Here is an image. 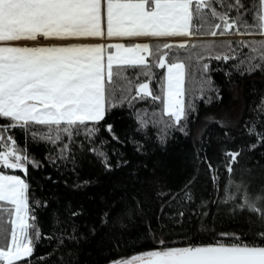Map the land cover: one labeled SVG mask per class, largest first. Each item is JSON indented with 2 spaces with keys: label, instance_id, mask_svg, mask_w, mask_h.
Instances as JSON below:
<instances>
[{
  "label": "snow or ice",
  "instance_id": "snow-or-ice-1",
  "mask_svg": "<svg viewBox=\"0 0 264 264\" xmlns=\"http://www.w3.org/2000/svg\"><path fill=\"white\" fill-rule=\"evenodd\" d=\"M228 35L249 38L215 39ZM201 36L214 39L182 38ZM156 68L164 70L162 76ZM213 70L224 74L230 99L239 96L236 78H264V0H0V264H81V246L101 229L154 241L105 264H264V165L235 167L242 156L249 158L247 151L264 146V91L254 89L259 102L254 96L253 115L239 133L248 140L234 148L226 143L236 139L231 121L206 114L197 170L179 188H169L155 166L152 176L141 178L148 165L130 167L125 152L131 145L133 153L147 155L149 143L166 149L175 133L189 136L200 104L224 101ZM141 74L142 82L130 78ZM190 75L198 78L197 91L187 87ZM154 77L159 92L150 86ZM146 97L153 107H136ZM125 107L131 123L121 136L108 117ZM213 123L220 126L223 153L216 163L207 154L211 135L207 141L203 136ZM29 140L44 146L43 159ZM85 159L98 163L105 175L129 167L131 189L125 183V191L105 200L99 221L86 224L87 231L78 222L83 208H69L67 214L54 209L45 232L39 209L49 201L32 196L30 168L51 165L59 172L71 165L76 172ZM205 163L212 194L198 199L195 185ZM221 166L227 170L223 185ZM91 183L78 180L73 187ZM213 203L218 210L231 205L233 218L243 217L238 231L209 227ZM44 239L48 251L36 253Z\"/></svg>",
  "mask_w": 264,
  "mask_h": 264
},
{
  "label": "trees",
  "instance_id": "trees-1",
  "mask_svg": "<svg viewBox=\"0 0 264 264\" xmlns=\"http://www.w3.org/2000/svg\"><path fill=\"white\" fill-rule=\"evenodd\" d=\"M249 3L250 0H245ZM231 39L240 40L249 37H240L238 35H228L225 37H215V39ZM259 38V37H257ZM206 40L214 39L211 36L190 37L189 40ZM216 61H212V67L216 65ZM158 76L163 75V69L156 68L154 70ZM211 75L214 78L215 83L221 86L224 93L223 103L214 101L211 105L205 106L200 104L197 118L190 122V135L185 137L182 134L175 133L170 140L167 148L152 143L148 144L147 155H139L133 153L131 145L125 148L127 157L132 160L130 167H136L141 162L148 165V169L141 170V178L143 176H152V168L155 166V175L161 177L169 188L176 189L181 187L186 179H188L194 172H196L197 160L195 158L196 145L200 143V131L201 126L205 122L206 114H215L217 117H223L231 121L228 125L232 129L233 134L236 136L235 141H226L228 147H236L242 140L247 141L248 137H241L239 135L242 130V125L247 117L253 115L250 111V107H254V96L256 101L259 102V96L255 93L254 89H260L264 91V78L260 75L247 76L238 79L237 88L239 90V96L230 99V87L226 82V78L221 71L213 70ZM134 82H142L144 79L143 74L139 77H130ZM187 87L190 91H197L199 89L198 78L194 75H190L186 81ZM150 86L153 91L159 92L160 82L159 79L154 77L150 80ZM119 87V85H117ZM134 94V93H133ZM155 107H160L159 101L154 102ZM136 107H153V102L150 97H146L145 100H137ZM130 109L125 107L123 110L116 109L108 117L109 120L115 123L116 131L121 136L124 135L131 123L128 112ZM151 118V112L148 113ZM264 128V125H261ZM220 126L218 124H211L209 129L203 133L204 140L207 141L209 134L211 135V144L207 146V154L212 157L213 162L223 159V153L220 151ZM16 138L21 144L24 143V136L21 130H16ZM255 140V137H252ZM225 141H221L224 143ZM29 147L36 154L38 159L44 158V146H35L29 140ZM248 159L241 157L240 163L235 165L239 170L240 165L247 163L248 165H256V161L260 162V165H264V146H258L256 149L247 151ZM113 163H115V156L112 157ZM258 167V166H257ZM16 174L24 175L23 172L15 170ZM207 165L206 163L201 165L199 172V178L195 185L196 196L199 199L201 195L208 196L212 194V182L208 175H206ZM52 173V179L46 178V173ZM129 167L114 169L111 174L105 175L101 171V166L93 160L85 159L82 162V166H79L76 172L71 171V165L67 169H63L57 172L55 169L48 165L46 168H42L37 171L34 167L30 168L28 179L30 180V192L33 197L40 198L49 201V205H45L39 209V216L43 223L45 232L49 231L48 217L54 209H59L63 214H67L66 210L71 208H83V213L79 217V224L82 231H87L86 224H91L92 221H99L100 213L103 210L105 200H111L115 196H118L121 192L125 191L123 186L127 184V188L130 190L133 181L128 177ZM239 174L238 172L236 173ZM227 177V170L221 166V185L223 180ZM92 179L93 183L87 185H81L79 187H73L78 180ZM140 187V184H136ZM146 187H148L146 185ZM255 190V186L254 189ZM223 195V191L220 192ZM215 199V197H213ZM36 208V205H33ZM228 207H231L229 205ZM228 207L221 204L219 210L217 205L213 203L210 211L213 214L208 217L209 227H215L220 232L238 231L240 228V222L243 217H240V221L233 218L232 212L228 211ZM45 209H47L45 211ZM158 211V208L156 209ZM239 213L240 210L236 209ZM9 229L7 235L10 238V222L8 217L5 216L2 221ZM4 237L0 236V243L3 242ZM172 241L179 243L176 237L170 238ZM55 243V241H52ZM154 241H145L142 237L136 240L134 237L125 236L121 238L118 234L113 236L108 233L107 230L101 229L92 240L84 243L81 246L79 258L81 264H105L106 260L119 259L134 254L135 251H143L152 246ZM49 241H44L37 245L36 253H43L48 251Z\"/></svg>",
  "mask_w": 264,
  "mask_h": 264
},
{
  "label": "crops",
  "instance_id": "crops-1",
  "mask_svg": "<svg viewBox=\"0 0 264 264\" xmlns=\"http://www.w3.org/2000/svg\"><path fill=\"white\" fill-rule=\"evenodd\" d=\"M183 39H188V38H190V37H182ZM43 42V41H42Z\"/></svg>",
  "mask_w": 264,
  "mask_h": 264
},
{
  "label": "rangeland",
  "instance_id": "rangeland-1",
  "mask_svg": "<svg viewBox=\"0 0 264 264\" xmlns=\"http://www.w3.org/2000/svg\"><path fill=\"white\" fill-rule=\"evenodd\" d=\"M189 39V38H188ZM20 171V170H19Z\"/></svg>",
  "mask_w": 264,
  "mask_h": 264
}]
</instances>
